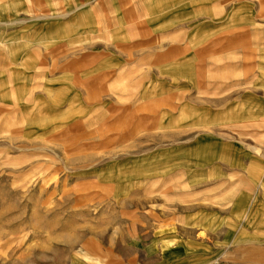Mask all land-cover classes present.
Segmentation results:
<instances>
[{
	"label": "rangeland",
	"instance_id": "374dc122",
	"mask_svg": "<svg viewBox=\"0 0 264 264\" xmlns=\"http://www.w3.org/2000/svg\"><path fill=\"white\" fill-rule=\"evenodd\" d=\"M263 203L264 0H0V264H233Z\"/></svg>",
	"mask_w": 264,
	"mask_h": 264
},
{
	"label": "crops",
	"instance_id": "0c3cea01",
	"mask_svg": "<svg viewBox=\"0 0 264 264\" xmlns=\"http://www.w3.org/2000/svg\"><path fill=\"white\" fill-rule=\"evenodd\" d=\"M257 152H259L258 148H254ZM263 210H261L260 214H253V215H247L246 218H248L249 221L256 220L259 222L257 223L258 228L260 230L256 229L252 232V236L254 238L256 237H262L264 239V203L262 204ZM251 217V219H249ZM246 220V222H248ZM236 241L231 243V247L229 249V253L234 255V263L233 264H264V240L262 242L263 247L258 248L256 251L259 253V256L255 257L254 254H251L250 247L248 240L246 241V246L241 244V242H244L243 240L239 239V237L242 238V235L236 234ZM253 243L256 242V240L252 241ZM218 243H221L220 241ZM199 247L197 248L196 255L200 256L199 264H227L224 262L218 261L219 255L221 252H225L220 250H217V246H211L208 245L206 247H203L201 244H198ZM251 246V243H250ZM256 248L257 246H253ZM210 252V253H209ZM256 254V253H255Z\"/></svg>",
	"mask_w": 264,
	"mask_h": 264
}]
</instances>
